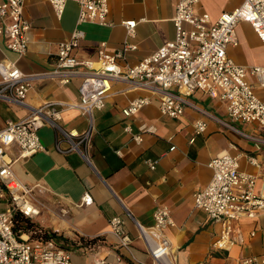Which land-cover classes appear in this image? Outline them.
I'll list each match as a JSON object with an SVG mask.
<instances>
[{
    "label": "crops",
    "instance_id": "crops-1",
    "mask_svg": "<svg viewBox=\"0 0 264 264\" xmlns=\"http://www.w3.org/2000/svg\"><path fill=\"white\" fill-rule=\"evenodd\" d=\"M107 1L113 25L82 24L84 37L72 51L78 59L97 60L99 49L113 53L127 40L136 44L137 49L129 52L120 64L133 65L173 38L176 0ZM242 1L199 0L196 11L208 13L215 21L222 12L234 9ZM77 15L78 5L72 0L67 1L61 17L56 16L49 0H25L24 17L30 23L28 51L17 58L7 48V38L1 36L0 60H17L27 74L52 68L58 43L70 37ZM127 19L136 21L133 37L127 35L121 23ZM244 29L250 32L248 37L243 36ZM236 34L238 44L228 47V55L241 65H264V45L252 26L239 22ZM251 47L260 49L259 57L247 54ZM79 82V78L67 84L54 78H35L26 103L31 107L47 101L62 103L59 124L66 131L80 133L89 126L88 118L65 105L79 100ZM139 97H148L150 102L136 114L124 116L122 109ZM185 99L190 105L183 114L168 117L160 113L156 96L130 88L126 81L115 80L104 106L93 114L88 160L78 151L57 150L58 140H62L59 145L63 148L68 143L50 124L38 130L47 151L16 158L18 148L11 145L8 154L15 158L13 171L20 181L32 187L33 199L38 203L39 213L31 220L53 232L55 242L69 251L75 264H95L96 256L112 260L121 254L124 258L120 264H139L116 246L117 237L109 226L114 216L123 219L133 238L134 257L150 262L133 219L144 226L151 225L158 205L167 206L174 220V225L165 231L172 245L173 264H240L241 257L264 253V214L241 218L242 240L229 250L215 249L212 243L219 225L204 210L196 208L193 200L194 192L210 181V159L224 150L240 155L241 170L254 174L255 190L264 193V144L256 148L257 140H264V127L231 120L223 101L200 90ZM196 108L213 116L207 118V128L200 134L195 133L194 122L203 114ZM28 113L27 107L0 99V129L7 121L20 120ZM126 125H130L131 132L125 129ZM142 125L153 130H140ZM134 133L140 134L141 141L133 139ZM245 154L255 155L259 165L250 164ZM147 160L158 161L150 168ZM86 192L91 196L89 204L82 202ZM91 238L96 239L89 241Z\"/></svg>",
    "mask_w": 264,
    "mask_h": 264
},
{
    "label": "built area",
    "instance_id": "built-area-1",
    "mask_svg": "<svg viewBox=\"0 0 264 264\" xmlns=\"http://www.w3.org/2000/svg\"><path fill=\"white\" fill-rule=\"evenodd\" d=\"M69 0H49L57 17H61ZM78 5L76 26L68 39L58 43L57 57L52 68L39 73H24L17 60H0V99L15 102L29 109V113L17 121H7L0 129V264H75L68 250L51 238H30L24 230H16L15 212L33 217L39 213L38 203L33 199L32 187L20 181L13 171L15 158L8 154L11 145L18 148V157L37 151H47L38 130L44 124L53 126L68 143L61 147L58 140L55 148L61 152L78 151L87 160L93 134V114L105 104L115 80H123L130 88L142 89L154 95L161 114L179 117L190 103L185 99L196 90L225 103L227 116L236 122L254 123L264 127V65H241L228 55V47L238 44L236 27L239 22H248L259 41L264 45V0H243L230 11L222 12L212 21L206 12H197L199 0H176L172 17L174 36L149 55L133 65L121 66L120 61L137 49L127 40L113 53L99 49L97 60L78 59L73 49L84 37L81 25L93 23L112 26L109 20L107 0H72ZM25 0H0V37L7 38V48L20 58L28 51L30 23L24 17ZM129 37L135 34L136 21L121 22ZM104 43H101V47ZM35 78H54L67 84L79 78V100L65 104L78 109L89 120V126L80 133L66 131L59 121L62 103L47 101L39 107L26 103L27 92ZM150 102L148 97H139L122 109L126 117L136 114ZM203 114L194 122L196 134L207 128V118L213 116L203 109ZM227 124V123H225ZM230 126V125H228ZM233 128V127H231ZM125 129L131 132L130 125ZM146 128L144 125L140 130ZM234 129V128H233ZM141 141L139 133L132 134ZM193 141V138L190 139ZM264 140L258 139L260 149ZM173 148V147H172ZM252 165H259L255 155L245 154ZM158 160H147L154 168ZM240 155L227 150L212 157L208 163L212 171L210 181L193 194L194 206L204 210L209 218L219 225L212 246L229 250L242 240L239 221L264 214V193L256 191V176L241 170ZM84 204L91 202L89 193L82 197ZM133 219V217L129 214ZM137 237L143 242L150 262L137 260L132 254L133 238L119 216L109 220L110 230L117 237V247L139 264H173L171 241L166 229L174 225L170 209L158 205L149 226L133 219ZM96 255V254H95ZM124 255L109 260L103 256L94 258L95 264H120ZM240 264H264V253L240 258Z\"/></svg>",
    "mask_w": 264,
    "mask_h": 264
},
{
    "label": "trees",
    "instance_id": "trees-1",
    "mask_svg": "<svg viewBox=\"0 0 264 264\" xmlns=\"http://www.w3.org/2000/svg\"><path fill=\"white\" fill-rule=\"evenodd\" d=\"M16 230H24L30 234V238H51L54 240V233L47 232L43 228L35 224L30 217L23 215L22 213L15 212L13 215ZM96 238L88 239L92 241Z\"/></svg>",
    "mask_w": 264,
    "mask_h": 264
},
{
    "label": "rangeland",
    "instance_id": "rangeland-1",
    "mask_svg": "<svg viewBox=\"0 0 264 264\" xmlns=\"http://www.w3.org/2000/svg\"><path fill=\"white\" fill-rule=\"evenodd\" d=\"M249 35H250V32L247 29L246 30L244 29L243 30V36L248 37ZM260 53H261L260 49L251 47L247 54H249L251 57H259ZM242 128H244V127H242Z\"/></svg>",
    "mask_w": 264,
    "mask_h": 264
}]
</instances>
